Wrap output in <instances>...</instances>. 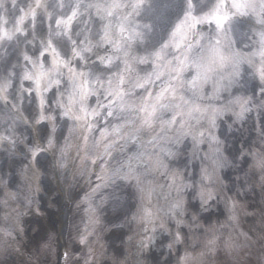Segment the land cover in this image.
Returning a JSON list of instances; mask_svg holds the SVG:
<instances>
[{
  "label": "clouds",
  "instance_id": "1",
  "mask_svg": "<svg viewBox=\"0 0 264 264\" xmlns=\"http://www.w3.org/2000/svg\"><path fill=\"white\" fill-rule=\"evenodd\" d=\"M0 264H264V0H0Z\"/></svg>",
  "mask_w": 264,
  "mask_h": 264
},
{
  "label": "snow or ice",
  "instance_id": "2",
  "mask_svg": "<svg viewBox=\"0 0 264 264\" xmlns=\"http://www.w3.org/2000/svg\"><path fill=\"white\" fill-rule=\"evenodd\" d=\"M37 159H39V156L37 155Z\"/></svg>",
  "mask_w": 264,
  "mask_h": 264
}]
</instances>
